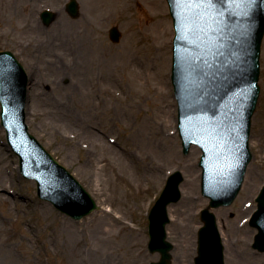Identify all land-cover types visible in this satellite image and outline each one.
Returning a JSON list of instances; mask_svg holds the SVG:
<instances>
[{
	"label": "rangeland",
	"instance_id": "obj_1",
	"mask_svg": "<svg viewBox=\"0 0 264 264\" xmlns=\"http://www.w3.org/2000/svg\"><path fill=\"white\" fill-rule=\"evenodd\" d=\"M69 1L0 0V51L13 52L28 74L30 132L101 209L76 222L38 199L36 183L20 175L19 159L8 147L0 124V264L158 262L160 255L148 250V213L174 171L182 173L184 182L181 200L168 208L171 223L167 239L174 245L173 264H195L198 231L203 225L201 211L208 207L209 200L201 194V151L193 147L185 156L177 130L178 105L170 61L174 29L167 2L161 0L171 34L166 79L172 102L168 114L173 117L163 116L160 120L152 117L159 109L149 101L152 87L159 82L151 81L143 88L133 81L131 69L127 73L122 70V49L134 52L138 58L139 49L152 47L149 31L133 35L134 30L152 24L148 7L141 0L131 3L128 16L132 21L128 23V16L110 21L107 4L91 12L89 0H77L80 16L72 19L66 12ZM45 10L57 15L50 26L41 19ZM113 27L122 34L118 44L109 38ZM259 85L261 93L250 138L253 159L245 183L231 207L212 210L225 247L226 264H230V257L238 264H247L241 255L244 243L251 256L264 258V252L253 248L257 230L249 224L264 186V40ZM100 86H105V95ZM162 86L167 88L165 83ZM106 87L114 93V99ZM143 91L150 94L140 103L135 99ZM118 99H123L130 110L121 113L127 106L119 105ZM148 122L169 141L163 140L152 154L162 163V169L142 175L138 166L130 164L126 152L134 143L135 150L147 153L148 148L138 144L136 138L147 131ZM188 194L195 201L189 209L185 207ZM219 210H223L221 215ZM241 224H245L243 229L239 228ZM260 262L258 259L254 264Z\"/></svg>",
	"mask_w": 264,
	"mask_h": 264
},
{
	"label": "water",
	"instance_id": "obj_2",
	"mask_svg": "<svg viewBox=\"0 0 264 264\" xmlns=\"http://www.w3.org/2000/svg\"><path fill=\"white\" fill-rule=\"evenodd\" d=\"M173 19L172 81L179 103V132L184 154L193 144L204 156L202 194L210 205L202 211L195 264H225L217 220L210 209L229 206L238 196L247 167L251 122L260 88V58L264 39V0H167ZM67 11L79 16L71 0ZM46 26L56 19L42 14ZM110 39L119 43L114 27ZM28 76L11 52H0L2 126L9 144L20 157L21 172L38 184V196L74 220L98 210L84 187L29 134L25 125ZM180 172L170 176L149 214L150 253L172 264L173 245L167 241L168 206L180 201ZM259 211L251 225L259 229L254 249L264 252V188L257 199Z\"/></svg>",
	"mask_w": 264,
	"mask_h": 264
},
{
	"label": "bare ground",
	"instance_id": "obj_3",
	"mask_svg": "<svg viewBox=\"0 0 264 264\" xmlns=\"http://www.w3.org/2000/svg\"><path fill=\"white\" fill-rule=\"evenodd\" d=\"M138 0H89L90 3V11L95 12L99 7H103L107 4V6L111 9L110 12L107 14V18L113 20L114 18H123L125 16L129 15V10L131 9V3L136 2ZM150 10L151 13V19H153V22L150 26L144 27L142 29H136L133 31L134 36H138L141 34V32H150L152 39V47H143V49H139L137 52L140 56L136 58L134 52L129 50L122 49L121 55L124 56V61L122 65V70L127 73L131 69V75L134 82H139L142 84L143 88H146L147 85H150L151 81H158V86L152 87V95L149 97L150 103L154 107H158L159 111L155 112L152 117H156V119H160L163 116H171L173 115L168 114L170 112V107L172 106L171 98L168 92V82L166 79V73L168 69L169 64V46H170V39L171 34L168 32V22H166L165 19V6L161 0H141ZM128 23H130L132 20L129 18L126 20ZM141 30V31H140ZM134 50V48H132ZM152 54H150V52ZM134 59H131L133 58ZM170 61H172V58L170 57ZM157 71V72H156ZM131 80L130 72H129V81ZM165 83V86L167 85V88L164 89L162 84ZM107 88V87H106ZM100 91L102 92V95H105V86L104 89L100 86ZM107 92H109V97L111 99H114V93L110 92V90L107 88ZM138 94V92H137ZM150 94V93H148ZM147 92L143 91V93H139L135 100H140V103H143V100L145 97H147ZM116 95V93H115ZM121 97V96H120ZM123 99H118L119 105L127 106L126 103L122 102ZM128 101V100H127ZM102 101H100V104ZM101 107L100 105H98ZM153 107V108H154ZM127 110H130L129 106H127L124 110L121 111V113L126 112ZM163 114V115H162ZM145 123H147V119H144ZM162 122H160V126L162 125ZM143 125H145L143 123ZM156 126H153L151 122H148V126L146 128L147 131L140 132L138 134H141L140 138H136V141L138 144L147 147V153L142 150L137 151L134 149L133 144H131L130 149L128 148L126 152V157L130 164L138 166L140 174L145 175L150 172L159 171L162 169V163H159L156 159L153 158L152 154L156 153L161 145L163 144V140L165 142H168L169 139H164L158 134H161V130L158 132L159 128L156 129ZM164 137L170 138V135L164 134ZM145 150V149H144ZM136 154H140L142 157L140 159L138 158ZM188 198L185 202V207L189 209L193 203L194 200L191 199V194H188ZM188 209L185 210L186 214H188ZM173 211H176V208L173 209ZM219 214L221 215L223 210H219ZM190 215V213H189ZM249 217V216H248ZM245 224H241L239 226L240 229H243ZM233 231V229H232ZM236 241V240H234ZM238 243V240H237ZM244 248L241 250V252L244 254H241L246 258L247 264L251 263L254 264L256 260H260L259 264H264V258L260 259L254 256L250 255L249 247L247 243L243 244ZM233 252V250L231 249ZM239 256V255H238ZM230 264H238V262L235 261L234 257H230L228 259Z\"/></svg>",
	"mask_w": 264,
	"mask_h": 264
}]
</instances>
